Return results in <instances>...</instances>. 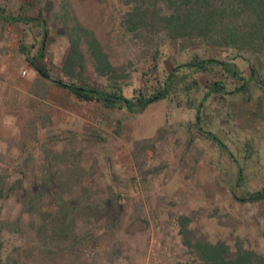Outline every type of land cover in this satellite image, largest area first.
Returning <instances> with one entry per match:
<instances>
[{
  "label": "rangeland",
  "instance_id": "374dc122",
  "mask_svg": "<svg viewBox=\"0 0 264 264\" xmlns=\"http://www.w3.org/2000/svg\"><path fill=\"white\" fill-rule=\"evenodd\" d=\"M135 2L0 0L7 13L26 17L43 7L45 62L55 78L70 79L63 65L78 28L94 34L119 76L99 74L82 42L85 68L73 77L80 84H118L129 98L149 97L176 74L169 95L144 111L108 109L28 64L20 47L36 51L41 23L0 20V264H195L182 218L195 239L225 241L230 255L238 243L264 254V200H242L264 187V85L248 80L247 93L205 99L201 127L218 143L198 127L197 110L214 81L228 90L240 81L220 65H186L214 58L246 78L255 64L264 76V53L173 38L152 18L131 31ZM148 4L166 9L164 0Z\"/></svg>",
  "mask_w": 264,
  "mask_h": 264
},
{
  "label": "trees",
  "instance_id": "16d2710c",
  "mask_svg": "<svg viewBox=\"0 0 264 264\" xmlns=\"http://www.w3.org/2000/svg\"><path fill=\"white\" fill-rule=\"evenodd\" d=\"M164 2H166V9L159 6L157 10H152L148 0H136L128 12V19L132 21L130 22L132 26L129 29L136 31L142 23L145 24L146 20L152 18L163 23L164 29L173 38H200L207 44L238 48L241 45L250 47L255 52L264 53V0H164ZM0 20L8 24L18 22L41 23L44 29L43 37L40 42L32 46L33 48L36 47V51L32 53L26 45H22L20 51L25 55L28 64L44 80L71 92L82 101H100L105 108H125L129 112L135 113L142 112L150 103L167 97L172 89L170 82L176 75L175 72L168 76L163 88H158L149 97L141 92L139 96L129 98L124 95L122 87L118 84L99 88L91 84H80L73 80L75 72L85 68L84 53L81 49L82 42L93 57L94 69L99 74L119 77L116 68L101 50L99 41L87 28H78L76 35L70 34L71 47L63 65L64 71L70 79L55 78L49 73L45 62L48 29L46 27L47 21L43 19V7L39 6L38 17L9 14L5 8L0 7ZM242 21L243 23L240 25ZM94 47H98L97 50ZM186 65L193 66L197 70H206L220 65L227 75L240 81L234 90H228L224 81H214L197 110L198 127L207 138L221 143L214 132L206 131L201 127L203 102L212 94H234L238 91L247 93L248 80H253L263 86L264 76L255 64L251 65L250 78H246L236 64L214 58L199 59L195 57L192 62ZM242 172L240 169L238 178L240 180L243 177ZM242 200L249 202L264 200V187L247 193L242 197ZM46 212L48 216L46 215L42 219L47 220L51 215V210ZM57 219L60 220L58 224L63 223V218ZM52 220L50 217L47 221L48 225L51 224ZM44 227L45 224L42 228ZM180 231L185 245L190 248L195 264H264V254L255 250L244 249L239 243L237 244V252L230 255V246L225 241L220 240L214 243L200 238L195 239L183 218Z\"/></svg>",
  "mask_w": 264,
  "mask_h": 264
},
{
  "label": "crops",
  "instance_id": "0c3cea01",
  "mask_svg": "<svg viewBox=\"0 0 264 264\" xmlns=\"http://www.w3.org/2000/svg\"><path fill=\"white\" fill-rule=\"evenodd\" d=\"M3 24H8V23H4V22H3Z\"/></svg>",
  "mask_w": 264,
  "mask_h": 264
}]
</instances>
